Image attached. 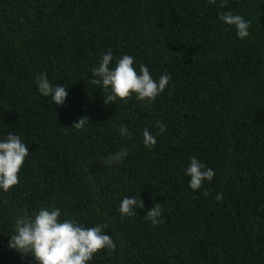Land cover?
I'll return each instance as SVG.
<instances>
[{
	"label": "trees",
	"instance_id": "obj_1",
	"mask_svg": "<svg viewBox=\"0 0 264 264\" xmlns=\"http://www.w3.org/2000/svg\"><path fill=\"white\" fill-rule=\"evenodd\" d=\"M220 4L0 0V141L12 133L29 148L19 183L0 188V264H36L8 248V235L41 208L107 224L116 249L87 264H264V0ZM227 11L251 22L248 37L219 19ZM109 49L110 67L130 55L137 72L171 77L155 101L105 103L92 68ZM40 75L68 88L63 105L39 93ZM81 117L89 123L76 129ZM121 148V163L101 162ZM192 156L215 172L198 190L186 174ZM124 197L144 207L122 218ZM157 203L153 225L145 215Z\"/></svg>",
	"mask_w": 264,
	"mask_h": 264
},
{
	"label": "clouds",
	"instance_id": "obj_2",
	"mask_svg": "<svg viewBox=\"0 0 264 264\" xmlns=\"http://www.w3.org/2000/svg\"><path fill=\"white\" fill-rule=\"evenodd\" d=\"M215 4L216 0H209ZM226 0H221V7H225ZM219 19L229 25L234 26L239 38L244 39L250 35L249 27L251 22L246 21L241 15L227 11L220 14ZM111 49L102 54V59L98 66L92 68L96 79L93 84L102 85L104 91L109 92L105 100L116 102L127 100L133 94L141 101H155L156 97L162 93L168 85L171 77L163 75L158 81L150 75L146 65L141 64L139 72L134 67V58L130 55H123L116 60L114 67ZM38 91L43 97H51V104L63 105L68 95V88L50 83L47 75H40L36 78ZM89 123L88 117H81L74 122L73 127L83 129ZM160 133L166 129L163 124L157 122ZM122 136H127L128 129L120 127L118 129ZM143 143L147 147L156 145L157 140L148 129L142 133ZM29 155V148L21 141L17 135L9 133L6 140L0 141V188L5 192L19 183L18 174ZM128 155L126 148H121L115 153L109 154L107 159L101 161L104 165L121 163ZM186 174L190 177L189 187L198 190L205 180L211 181L215 172L201 163L195 156L190 157V164L186 169ZM204 195H208L207 192ZM222 194L216 196V200H222ZM144 207V201L139 197H124L119 205L118 211L121 217L135 214L134 208ZM162 215L161 204H155L148 211L146 218L153 225L160 223L158 219ZM34 216V218H33ZM61 210L59 208H41L38 213L32 216L25 213L15 218L14 231L8 241V248L15 250L22 259L31 257L36 264H87L94 254L107 248L114 252L116 244L112 236L106 234L103 229L107 224L84 227L75 219H60Z\"/></svg>",
	"mask_w": 264,
	"mask_h": 264
}]
</instances>
